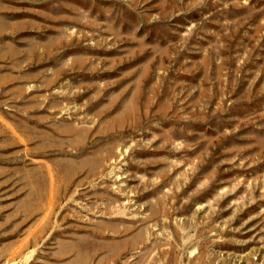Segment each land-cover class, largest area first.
I'll list each match as a JSON object with an SVG mask.
<instances>
[{"label": "rangeland", "instance_id": "rangeland-1", "mask_svg": "<svg viewBox=\"0 0 264 264\" xmlns=\"http://www.w3.org/2000/svg\"><path fill=\"white\" fill-rule=\"evenodd\" d=\"M0 264H264V0H0Z\"/></svg>", "mask_w": 264, "mask_h": 264}]
</instances>
